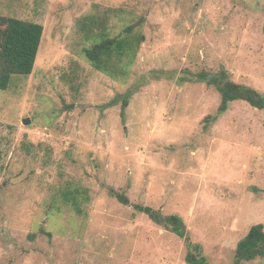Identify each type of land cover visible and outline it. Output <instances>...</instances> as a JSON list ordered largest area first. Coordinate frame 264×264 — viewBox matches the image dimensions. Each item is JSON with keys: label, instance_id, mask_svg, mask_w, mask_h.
<instances>
[{"label": "rangeland", "instance_id": "obj_1", "mask_svg": "<svg viewBox=\"0 0 264 264\" xmlns=\"http://www.w3.org/2000/svg\"><path fill=\"white\" fill-rule=\"evenodd\" d=\"M0 15L44 27L31 75L0 90V264H235L264 225V109L218 117L220 93L186 76L264 95V0H0ZM140 21L116 77L83 57ZM135 204L179 216L198 251Z\"/></svg>", "mask_w": 264, "mask_h": 264}, {"label": "trees", "instance_id": "obj_2", "mask_svg": "<svg viewBox=\"0 0 264 264\" xmlns=\"http://www.w3.org/2000/svg\"><path fill=\"white\" fill-rule=\"evenodd\" d=\"M140 23L141 21L127 26L124 31L125 36L104 37L92 47L84 48L83 57L97 71L116 77V73H119V71L114 61L123 62L124 57H130L131 60L127 64H131L137 54L138 47L144 41L143 36L135 33V28ZM43 32L44 27L41 24L0 15V90L9 88L13 76L28 77L31 75L36 63ZM120 73L126 75L123 70ZM164 75L161 76L156 72L152 74L153 78L157 80L167 77L168 74ZM186 77L194 78L196 82H204L220 93L222 102L218 110V117L226 113L230 104L236 101H244L253 108L264 109V95L251 87L235 83L230 79V75L226 71L219 73L200 71L197 74ZM186 80V78H181V81ZM134 92L135 88L129 90L131 94ZM128 100L129 96L127 100L123 101V108L127 107ZM110 192L121 204L132 205L126 194L113 189ZM78 193L79 190L68 192L65 195V200L72 205L77 214L82 215L84 213L77 200ZM134 207L138 212L146 214L158 225L186 240L192 252L198 251L199 247L193 246L187 237L186 228L179 216L166 217L160 211L140 204H135ZM187 258L191 264H201L199 262V254L191 253ZM257 259H264V225L252 226L247 236L239 242L235 253V264L251 262Z\"/></svg>", "mask_w": 264, "mask_h": 264}, {"label": "water", "instance_id": "obj_3", "mask_svg": "<svg viewBox=\"0 0 264 264\" xmlns=\"http://www.w3.org/2000/svg\"><path fill=\"white\" fill-rule=\"evenodd\" d=\"M29 123H30L29 119L24 120V124H29Z\"/></svg>", "mask_w": 264, "mask_h": 264}]
</instances>
